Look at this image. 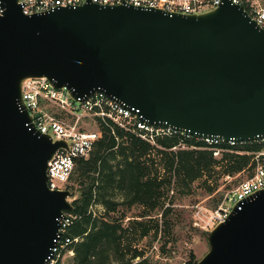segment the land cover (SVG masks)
<instances>
[{"label": "water", "instance_id": "95a60500", "mask_svg": "<svg viewBox=\"0 0 264 264\" xmlns=\"http://www.w3.org/2000/svg\"><path fill=\"white\" fill-rule=\"evenodd\" d=\"M0 264H47L71 191H51L48 163L65 141L36 130L22 84L46 78L86 99L102 92L144 121L193 138L264 136V30L221 0L200 15L86 0L27 16L0 0ZM197 264H264V190L208 233Z\"/></svg>", "mask_w": 264, "mask_h": 264}, {"label": "trees", "instance_id": "16d2710c", "mask_svg": "<svg viewBox=\"0 0 264 264\" xmlns=\"http://www.w3.org/2000/svg\"><path fill=\"white\" fill-rule=\"evenodd\" d=\"M107 128L88 159L78 162L72 182L79 195L72 202L76 217L68 229L79 241L70 246L73 264H153L137 243L151 236V243L169 228L174 202L194 193V186L212 194L224 177L234 178L251 163V157L214 151L196 138L181 142L179 136L161 138L157 147L134 135ZM184 146V147H183ZM229 149L227 146L218 149ZM261 147L246 150L259 151ZM94 207L103 212L96 213ZM141 210L125 225L128 212ZM191 255L186 264H197Z\"/></svg>", "mask_w": 264, "mask_h": 264}, {"label": "built area", "instance_id": "2783aa9c", "mask_svg": "<svg viewBox=\"0 0 264 264\" xmlns=\"http://www.w3.org/2000/svg\"><path fill=\"white\" fill-rule=\"evenodd\" d=\"M124 2L136 7L189 15H200L221 4V0H92V3L104 6H115ZM85 3L86 0H19L23 14L27 16L46 13L60 7L76 8ZM232 3L244 6L251 18L264 30V7H260L254 0H232ZM22 94L32 126L42 134L50 136L53 142L65 141L68 145V149L58 150L48 163V187L51 191H72V178L78 162L90 157L95 144L103 136L104 128L109 129L117 141L119 139L115 130L119 129L152 147H157L158 140L165 137L179 136L182 143L185 139L193 138L167 126L150 125L139 115V110L111 99L102 92L76 100L65 88H54L46 78H39L24 81ZM90 127H93V130H88ZM196 139L210 147L216 158L222 157L225 152L251 157V163L242 172L248 173L246 179L228 192L214 209L197 208L195 226L210 233L225 222L235 206L264 190V136L254 140L229 142L213 138ZM222 146L229 149H218ZM255 146L261 149L246 150ZM75 219L71 212L64 213L60 221V234L47 264H65L66 256L73 254L69 248L78 242L79 238H71L68 229Z\"/></svg>", "mask_w": 264, "mask_h": 264}, {"label": "rangeland", "instance_id": "374dc122", "mask_svg": "<svg viewBox=\"0 0 264 264\" xmlns=\"http://www.w3.org/2000/svg\"><path fill=\"white\" fill-rule=\"evenodd\" d=\"M260 7H264V0H254ZM93 130V127L88 128ZM248 177V173L244 172L234 178L224 177L218 182V190L212 194H208L200 188L197 183L194 187V193L189 197L173 199L170 194L169 200L174 202V210L170 214L169 228L164 231L157 240L151 243V236L140 240L137 243L139 249L146 252V256L150 258L153 264H186L190 261L191 255H195L197 261L201 260L210 250L208 242V233L195 226V213L198 207L206 209H214L223 199V197L236 188L239 183ZM80 188L79 184L73 183V197L70 201H74L78 197ZM96 213L103 212L101 207H94ZM141 210L133 209L128 212L125 225H129V221L140 215ZM74 253L68 254L64 260L65 264H73Z\"/></svg>", "mask_w": 264, "mask_h": 264}]
</instances>
